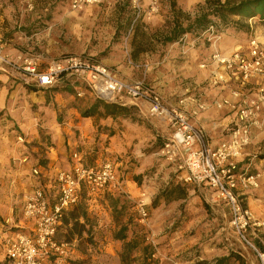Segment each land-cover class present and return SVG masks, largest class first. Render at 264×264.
<instances>
[{"label": "rangeland", "instance_id": "obj_1", "mask_svg": "<svg viewBox=\"0 0 264 264\" xmlns=\"http://www.w3.org/2000/svg\"><path fill=\"white\" fill-rule=\"evenodd\" d=\"M21 1L25 5L24 11L26 12L24 13L29 12L27 15L32 23H38L37 26L29 27L36 30L38 36L34 43L29 45L32 48L30 50L27 48L24 55L38 57L41 59V67H43L48 61L63 55L84 54L93 57L112 70L113 62L120 57L126 60L127 54L131 53V49L135 57L139 56L138 52L141 49L158 50L162 43L161 35L169 27L168 24L172 20L173 11H180L179 18L184 21L186 18H193L201 7L206 4L205 0H158V11L156 13L149 16L143 14L133 23L135 16L134 0H100L96 4L78 9L71 7V0H51L52 3H50V0ZM45 2H49L51 6L44 7ZM138 2L142 9H146L149 4V0H138ZM230 19L231 21L225 24L214 18L212 23L209 24L213 25L214 33L212 34L205 32L209 26L207 25L202 32L183 34L179 38L183 48H199L197 52L201 56L203 55L202 58L205 59L198 63L199 66L204 63L203 68L195 65L197 68L190 67V73H193V71L199 73L200 69L207 70L212 65L215 67V64L211 63L210 60L214 50L225 55L238 53L240 56H245L248 44L252 39H256L264 47V21H261L258 16L241 19L238 23L236 20L240 19L239 17L233 16ZM212 36H216L215 40H208V37ZM213 69H216V67ZM116 73L124 79L118 72ZM196 77V75H188V77L180 75L178 78L181 80L177 81L182 85L183 90L197 89L203 85L222 87L220 91H229L223 97L225 98L230 96L231 90L237 89L243 97L248 99L255 97L256 88L259 84H264V77L252 79L244 84L235 78L214 83L211 73L203 82L200 80L202 83H199ZM18 78L25 85H30L20 77ZM141 79L150 86V80L144 73H140L134 81ZM67 83L78 82H73V79L62 78L54 88H50L51 90L46 96V99L53 105L52 110L54 108L56 114L55 121L60 123L66 122L68 116L73 115L70 112L71 110L74 111L75 109L80 114L83 107L89 106L95 100V96L88 89L78 90L83 92L81 96L73 91L66 90ZM82 88L84 87L82 86ZM123 102L133 103L128 98H124ZM198 103L205 105L203 99L197 101L196 104ZM138 110L131 108L127 114L130 120L138 122V126L141 128V131L137 132V137L141 141L139 142L140 152L119 154L118 151H104L101 149V160H110L115 164L121 182L124 179L121 176L124 169L132 172L133 182L142 188V191H146L144 201L148 218L142 222L139 221L135 211L136 201L133 202L125 196H122L114 205V200L111 197H117L116 195L119 192L112 195L111 191L104 190L103 192L89 194L83 188V200L71 211L74 213L79 212V214L84 212L85 217L80 216L78 222L72 220L70 225H67V228L63 227L57 235V238L71 240V242L76 239L74 248L79 249L81 255L80 258H76L73 253L71 255L72 260L98 264L120 262L121 252L127 248L129 253L125 258V264H144L140 258V251L143 249H145V253L149 258L147 264H264V261H261L254 249L241 241L233 232L229 224V213L226 206L222 203L212 202V191L209 187L187 184L183 186L184 188L172 186L163 188L164 190L160 188L158 192L155 190L156 183L163 186L164 181L170 178L172 172L169 171L171 168L174 169L175 175L177 174L176 167L158 154L165 138L156 135L153 128L156 127L155 121L164 125L166 123L157 117L150 116L147 109L145 110V106L142 107V112H138ZM50 113L49 109L43 110L41 120L45 115L47 116L44 119L47 120ZM8 117L5 109L0 111V134L11 133L14 137V143H21L23 149L31 152V148H34L37 149L34 152L39 153L41 148L54 146V142L46 133L48 128L38 127V125H35V129L39 128L41 140L33 139L25 142L19 126L7 121ZM258 118L264 120V106L259 111ZM127 125V132L132 134L133 123ZM255 129H264V122L253 128L252 132ZM71 130L75 134L73 140L77 139L78 134L75 129ZM63 136L64 138L61 141L65 146L66 160L71 162L73 151H84V144H80L77 140V144L74 146L72 145L73 141L68 142V135ZM136 142L138 141L136 140ZM259 144L264 146V142L253 144L255 148L250 154L254 155L255 159H264V157H261V155H264V150H261V148L256 149ZM249 145H251V141ZM90 155L87 152L83 153V159L88 164H92L94 160V157L92 158ZM40 164L41 160L37 161V165ZM166 173H168V176H166ZM185 186L189 188L190 195L188 194L187 201L179 202L178 197L183 193L185 194ZM105 192L107 194L103 195ZM100 196L102 197L100 198ZM148 196L150 200L147 199ZM122 205L123 207H121ZM69 213L70 211L67 213L68 217ZM110 214L113 215V222L116 226L113 234L126 223L127 238L123 242L114 239L120 247L118 250L109 247L111 250L107 252L102 247L107 243L105 238L107 228L104 227H107V223L112 224L107 221V216L109 217ZM254 216L256 217L255 214ZM70 229L74 231L77 237L69 233ZM247 237L259 252L264 253V250H261V248H264V227L249 228ZM126 241H129V243L131 241L135 246H124ZM115 251L116 255H113ZM151 253H154L155 256L150 257ZM218 259L222 260L218 261Z\"/></svg>", "mask_w": 264, "mask_h": 264}, {"label": "built area", "instance_id": "obj_2", "mask_svg": "<svg viewBox=\"0 0 264 264\" xmlns=\"http://www.w3.org/2000/svg\"><path fill=\"white\" fill-rule=\"evenodd\" d=\"M98 2L100 0H71V7L78 9ZM134 9L133 23L143 14L156 13L158 0H149L146 9L134 0ZM205 32L214 33L213 25H209ZM215 38L208 37V40ZM210 60L216 65L211 73L214 83L235 78L244 84L264 77V47L256 39L249 42L245 56L238 53L225 55L214 50ZM204 66V63L200 65ZM0 70L15 74L25 83L39 88L52 87L62 78L73 79V82L84 84L96 98L107 102L123 104L124 98L133 102L145 101L148 114L161 119L169 127V135L162 142L158 154L176 167V179L209 187L212 202L226 206L233 232L264 261V253L259 252L247 237L249 228L264 227V219L254 216L243 203L241 194L249 188H257L258 177L238 170L239 160L250 144L252 129L264 122L258 118L264 106V84L257 86L254 98L243 97L239 90L233 89L230 96L215 102L218 109H234L237 118L230 128L229 138L213 147L203 127L193 123L190 117L204 110V104L198 103L197 109L188 114L179 104L165 102L143 79L125 80L91 56L67 54L39 68L38 57H9L0 42ZM82 93L77 91L78 96ZM71 160L68 169L56 173L57 195L54 200L41 187L34 188L24 197L22 216L31 223V227L28 231L15 230L4 239L7 264H70L74 244L57 238L65 212L79 202L83 188L89 194L104 190L122 192V183L112 161L85 165L78 152L72 153ZM33 174L38 175V169H33ZM135 211L139 221L148 218L143 196L136 201Z\"/></svg>", "mask_w": 264, "mask_h": 264}, {"label": "crops", "instance_id": "obj_3", "mask_svg": "<svg viewBox=\"0 0 264 264\" xmlns=\"http://www.w3.org/2000/svg\"><path fill=\"white\" fill-rule=\"evenodd\" d=\"M50 3H52L51 0ZM50 3L47 2L43 6H51ZM24 10L25 5L21 0H0V42L3 44L4 53L12 58L26 54L27 48L28 50L32 48L29 45H32L38 36L36 30L30 29L33 26H37L38 23L33 24L27 15L29 12L25 14L24 12L26 11ZM197 51H199V48H183L179 40L171 44L161 43L158 50L141 49L138 52L139 56L136 57L131 49V53L127 54V59L118 58L113 62L112 68L128 81H134L140 73L146 74L148 80H150V86L166 102L179 104L188 114L196 108L197 101L203 99L206 109L198 111L196 115H191L190 117L193 123L204 128L208 142L214 147L229 138L230 128L235 122L237 115L236 111L230 107H224L220 110L214 105L215 101H219L227 95L228 90L220 91L222 87H208L203 84L202 87L197 89L183 90L182 85L178 83L181 80L178 78L180 75L183 77L196 75L197 81L202 83L214 71L213 68L216 65L215 67L212 65L211 68L209 66L207 70L200 69L199 73L197 71L190 73V67L197 68L195 65L203 68L198 63L205 59ZM38 64L39 68L44 67H41V59L39 58ZM50 90L49 88L41 89L36 86L34 88V85H25L20 82L16 75L6 70H0V111L5 109V113L9 116L6 120L19 126L25 142L33 139L41 140L39 128L36 130L35 125L48 128L46 133L49 134L54 142V146L41 148L39 153L37 151L34 152V150H37L34 148H31L30 152L23 149L21 143H14V137L11 133L0 134V264H7L4 239L12 235L15 230H30L31 223L22 216L24 197L36 187L43 188L51 200H54L57 195L56 173L59 170L68 169L72 163V160L71 162L66 160L65 146H63L61 141L64 138L63 135H68V142L73 141L72 145L74 146L77 144V140L80 144H84V151H78V153L85 165L100 163L102 161V150L118 151L119 154L140 152L141 150L139 143L141 141L137 137V132L141 131V128L138 126V122L131 121L128 117L118 116L113 118L100 115L83 117L74 109V111H70L73 115L68 116L66 122L55 121L56 114L54 108L52 110L53 105L46 99ZM122 105H125L128 109L138 110L139 108L138 112H142L143 106H145V110L147 109V103L142 100L137 101V103L127 102ZM48 109L51 113L48 115L47 120L44 119L47 115L41 120V112ZM129 123L134 125L132 134L127 132L126 129ZM155 124L156 127L153 128L155 134L166 138L170 132L167 124L164 125L157 121H155ZM73 128L78 134L77 139L74 140L73 136L75 134L71 130ZM257 142H264V129H255L252 132L251 145L246 148L244 157L239 160L238 170L241 173L245 172L258 177L259 188H249L241 194L244 204L252 210L256 218L258 217L257 219H262L264 218V159H255V156L250 154L255 148L253 144H257ZM260 148L264 150L262 144L256 147V149ZM85 152L91 154L92 158L94 157L92 164H88L83 159V153ZM39 160H41V164L37 165ZM33 169H38L39 174L34 175ZM169 172H172L170 173V178L164 181L163 186H160V183L155 184L157 192L160 191V188L162 190L172 186L184 188L183 186L187 185L176 180L173 168ZM166 174L168 176V173ZM131 175L132 172L128 169H124L121 175L124 178L121 182L123 197L129 198L133 202L137 201L140 196L145 199L146 191H142V188L133 182ZM185 190V194L183 193L178 197L179 202L187 201L190 195L189 188L185 186ZM110 193L112 195L116 194L112 191ZM147 199L150 200V197L148 196ZM76 205L70 207L66 212L73 210ZM107 221L112 224L107 223V227H104L107 228V231H105L107 243L102 248L108 252L111 250L109 247L118 250L120 245L114 240L113 232H115L116 226L113 222L112 214L109 217L107 216ZM67 225H70V223L63 224L61 222L57 235L63 227L67 228ZM73 234L74 237H77L75 233ZM75 241L76 239L72 240L74 245ZM73 253L76 258H80L81 252L79 249L74 248ZM114 254L116 255V251ZM105 264L121 263L115 261Z\"/></svg>", "mask_w": 264, "mask_h": 264}, {"label": "trees", "instance_id": "obj_4", "mask_svg": "<svg viewBox=\"0 0 264 264\" xmlns=\"http://www.w3.org/2000/svg\"><path fill=\"white\" fill-rule=\"evenodd\" d=\"M205 3H206L205 6L201 7L200 11H198L193 18H186L184 19V21H182L179 18V14L181 13L180 11H173L172 20L168 24L169 27H167L166 31L161 35L162 43L171 44L173 42L178 41L183 34L202 32L207 27V25L212 23V20L214 18L221 20L225 24L230 22L231 21L230 18L233 16H237L240 18L236 20L237 23L240 22L241 19L243 20L254 16H258L261 21H264V0H224V1L205 0ZM54 86L48 88L49 89L54 88ZM82 86L84 88H82ZM48 88H41V89H48ZM65 89L70 92L73 91L77 93L78 90L80 89L85 90L87 88H85L83 84L81 83L79 84L78 82V83H67V87H65ZM128 111L129 109L125 105L115 102H107L95 97L94 102H92L89 106L83 107L80 110V114L83 117L100 115V116H111L113 118L118 116L129 118L127 114ZM261 157H264V155H261ZM195 186H200V185H195ZM105 194L107 193L106 192L103 193V195ZM116 196L117 197H111L114 200L113 201L114 205H116V202L122 198L123 194L118 193ZM82 200H83V195L81 193V197L77 205L80 204ZM121 207H123V205ZM68 212H65L63 216L62 219L63 224H69L71 223L72 220L78 222V218L80 216L83 218L85 217L84 212H80L79 214V212L74 213L71 210L68 217L67 215ZM126 226L127 224L125 223L118 229V231L114 234V239L122 242L125 241V239L127 238ZM69 233L71 235H74L73 234L74 231L71 229L69 230ZM66 241L71 242V240H66ZM124 246L133 247L135 245H133L131 241L130 243L129 241H126L124 243ZM261 250H264V248H261ZM145 252H146L145 249L140 251V256H141L140 258L142 259L144 264H147L146 262L148 261L149 258ZM128 253L129 252L127 248L123 249V252H121V259H120L121 264H125V258H127L126 256ZM151 255L152 253L150 254V257H152ZM221 260L222 259H218V261ZM70 264H97V263L72 260Z\"/></svg>", "mask_w": 264, "mask_h": 264}]
</instances>
